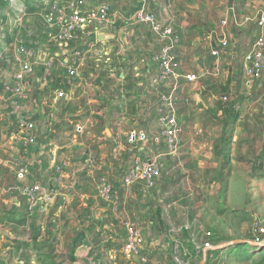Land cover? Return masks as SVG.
Here are the masks:
<instances>
[{
  "label": "crops",
  "instance_id": "obj_1",
  "mask_svg": "<svg viewBox=\"0 0 264 264\" xmlns=\"http://www.w3.org/2000/svg\"><path fill=\"white\" fill-rule=\"evenodd\" d=\"M104 3L111 8L107 28L93 37L79 34L62 46L61 25L47 21L52 8L83 13ZM263 5L264 0H0L7 41L0 50V264H140L122 255L127 219L143 231L147 264H168L166 249L173 243L179 260L189 257L186 263L195 264L192 248L187 250L199 248L190 239L195 231L210 234L214 261L209 264H227L223 254L260 207L264 76L249 83L241 75L240 57L261 34L256 20ZM139 8L155 13L181 36L178 72L200 80L181 81L175 93L182 142L164 170L176 174L183 190L168 206V193L160 189L163 172L149 193L122 182L135 159L165 152L164 144L152 141L160 131L161 94L169 91L152 83L161 42L151 26L133 20ZM245 17L252 22L244 23ZM101 34L112 38L98 41ZM221 39L229 44L217 59L211 51ZM20 42L35 51L41 67L48 55L56 57L51 76L36 67L24 104L10 89ZM75 51L82 54L80 77L69 81L59 64L63 57L75 64ZM198 86L207 94L211 86L233 93L242 104L235 126L232 113H223L216 97L199 92ZM59 91L66 93L64 99L56 97ZM21 118L36 126L34 145H25L26 135L18 129ZM215 125L228 131L218 134ZM132 133H144L148 140L131 144ZM57 176L60 181L54 184ZM102 178L113 187V200L100 195ZM37 184L43 192L31 203L25 190ZM203 198L206 202L199 201ZM163 230H184L190 237L161 245L152 236L148 243L152 232Z\"/></svg>",
  "mask_w": 264,
  "mask_h": 264
},
{
  "label": "built area",
  "instance_id": "obj_2",
  "mask_svg": "<svg viewBox=\"0 0 264 264\" xmlns=\"http://www.w3.org/2000/svg\"><path fill=\"white\" fill-rule=\"evenodd\" d=\"M111 20V8L109 4L100 5L97 11L90 12H70L62 13V9L58 6L52 8V13L47 21L50 24H60L62 28L61 44L72 40L79 34H85L88 37H93L107 28ZM133 20L139 24L149 25L152 31L161 42V47L154 57V60L159 66V72L153 78V85H164L169 91L161 94L162 107L159 113V134L153 137L152 141L155 145H165V152L154 153L147 152L143 156L134 160L132 165L125 171L123 175V185L126 188L140 189L145 193H149L156 188L157 182L160 179L165 168L166 162L172 159L180 150L181 147V131L176 118V90L181 81L187 83H196L198 78L191 74L183 76L178 72L179 61L176 54L178 47L181 44V36L174 28L166 23H163L155 13L146 11L145 8L137 9L133 14ZM244 23L252 22L250 17H245ZM257 26L261 29V34L251 47V49L243 57L242 72L249 83H255L262 80L264 76V5L259 11L256 20ZM6 31L3 23L0 21V50L6 44ZM228 40H219L214 49L211 51V56L219 59L228 47ZM72 59L75 64L69 65L68 57L61 58L60 67L65 70L69 81L79 79L80 73L77 69V61L81 58V52L75 51ZM56 57L54 54L48 55L43 67L39 65L38 56L35 51L29 48L23 42H20L15 49L12 61L16 68L14 74V84L10 88L12 93L21 103H26L29 99L30 88L27 85L28 79L35 73L36 67L42 68V73L45 77L52 75V67ZM76 66V67H75ZM59 99H64L66 93L64 91L57 92ZM225 107L236 112L239 109L237 103L232 102L227 96L223 98ZM18 129L25 133V145H34L36 141V126L33 122L26 118H21L18 124ZM148 137L144 133H132L129 138V143L134 144L137 141H147ZM62 169L56 168L58 175ZM23 169L20 172V177H24ZM60 177L54 178L53 183L57 184ZM99 193L106 200H113V187L105 178L100 180ZM43 192V187L40 184L27 187L25 194L30 199L31 203L37 201V196ZM251 242L255 245H263V222L255 214L250 226ZM125 231V241L121 247L122 255L129 262L137 261L140 264H147L148 258L145 252V239L142 229L131 219L123 222ZM210 236V234H208ZM203 251L206 252L205 260L213 258V247L210 243H205ZM180 264H188L185 261L176 259Z\"/></svg>",
  "mask_w": 264,
  "mask_h": 264
},
{
  "label": "rangeland",
  "instance_id": "obj_3",
  "mask_svg": "<svg viewBox=\"0 0 264 264\" xmlns=\"http://www.w3.org/2000/svg\"><path fill=\"white\" fill-rule=\"evenodd\" d=\"M6 43H7V41H6ZM242 58L243 57L241 56L240 59L242 60ZM241 75L244 77L243 72ZM241 75L239 74V77H241ZM199 81L200 80H198L197 82H199ZM198 88H199V92H202L203 94H206L207 96H210L211 94H213L216 97L215 105L217 107H219L220 110L223 111V113H232V116L234 119L233 125L235 126V124H236L235 118H237L239 116V113H241L242 104H241V102L238 103L237 100H235L236 98L234 97L233 93L232 94L231 93H225L224 91L219 90L217 87L212 88V86H211V88H210L211 93L207 94L204 92L205 90H203L199 86H198ZM196 90H198V89H196ZM225 96H227L232 102L237 103L239 105V109L236 112L225 107L224 102H223V98ZM237 97L240 98L241 101H243V102L245 101V99L243 98L242 95H240V93H238ZM209 111H210V109H209ZM215 126L217 127L216 129L218 130V134L223 133L227 130L226 128L222 129L221 125H219V126L215 125ZM248 130H249V128H247V131ZM168 161H170V160H168ZM166 165H167V163H166ZM249 170H251V169H249ZM258 170H259V172L262 173L261 175L263 178H262L261 192L257 196V202H258L257 205H259L260 207H259V209L256 210L257 212H255L254 215L256 214L262 220L263 228H264V163L260 164V167L258 168ZM166 172H167L166 170H163V173H164L163 179L165 181L161 184L160 189H161V192L164 191V192L168 193L169 198L166 201V202H168L166 206H168L169 204H171V202H174L177 200V198H176L177 192L183 190V188H182L181 184H178V181L175 179L176 174L174 175L172 172L167 174ZM249 186H251V182H250ZM177 189H179V190H177ZM199 201L206 202V199L203 198ZM188 203H191V205H192L194 202H187V204ZM257 205H256V208H257ZM159 210H162V209L158 208V214H160ZM254 215H249V223L246 226L245 230H243L241 233H236L234 236V239L236 241L246 242L247 244L246 243H240L237 245H232L231 243H233L235 241V240H233V242L230 243V247H229L230 249H227V251L223 254V257L225 259H227L225 261V262H227V264H264V247L252 246L249 244V242L251 241V236H250L249 230L251 228L250 226H251ZM207 218H208V215H207ZM192 234H194L193 235L194 237L188 236L187 232L184 230H182V232L180 231V232H175V233L167 232L164 230L161 231V233L152 232L150 237H149L148 243L151 241H154L152 239V236H158L159 242L161 243V245H163V243L167 244L168 241H170L174 237L177 240H183V239H187V238L189 239V237H190V239H194L197 246H199V248H195L194 245H191V247L187 249V250H190L192 248L191 250H193L194 257L197 260L195 264H209L210 262L214 261V259L204 260L202 257L203 246L205 245V243H210L212 245V240H211V237L208 236V233L207 232H202V233L200 232L199 233V231H195ZM161 236H163L162 239H160ZM262 238H263V243H264V234H263ZM176 245H177V243H173L172 246H169L166 249L167 254L170 256L169 259L171 260L168 264H180L179 262L176 261V259H180V257H181V254L179 253V249L177 247H175ZM212 247H213V245H212ZM182 255H183V253H182ZM146 257H147V254H146ZM185 258L189 259V257H185ZM185 258L183 257V260L185 262H187ZM221 262H223V261H221V260L218 261V264H222ZM216 263H217V261H216Z\"/></svg>",
  "mask_w": 264,
  "mask_h": 264
},
{
  "label": "water",
  "instance_id": "obj_4",
  "mask_svg": "<svg viewBox=\"0 0 264 264\" xmlns=\"http://www.w3.org/2000/svg\"><path fill=\"white\" fill-rule=\"evenodd\" d=\"M111 38L112 37H107V35H99L98 36V41H103V40H111ZM43 51H44V48H42V50H41V57H40V61H42V62H44L45 61V59H46V55L43 53ZM141 88L142 87H140L139 89H140V91H141ZM240 243H246V242H241V241H234L233 243H231L232 245H237V244H240ZM247 244V243H246ZM249 244L250 245H252V246H261V247H264V244L263 245H255L254 243H252L251 241L249 242Z\"/></svg>",
  "mask_w": 264,
  "mask_h": 264
}]
</instances>
